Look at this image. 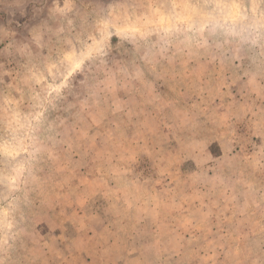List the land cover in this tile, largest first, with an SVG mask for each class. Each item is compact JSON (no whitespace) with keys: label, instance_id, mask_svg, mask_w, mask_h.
Masks as SVG:
<instances>
[{"label":"rangeland","instance_id":"1","mask_svg":"<svg viewBox=\"0 0 264 264\" xmlns=\"http://www.w3.org/2000/svg\"><path fill=\"white\" fill-rule=\"evenodd\" d=\"M0 264H264V0H0Z\"/></svg>","mask_w":264,"mask_h":264}]
</instances>
